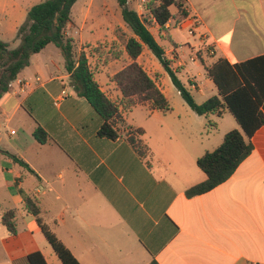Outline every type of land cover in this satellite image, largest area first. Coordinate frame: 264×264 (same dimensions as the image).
Instances as JSON below:
<instances>
[{
	"label": "crops",
	"instance_id": "0c3cea01",
	"mask_svg": "<svg viewBox=\"0 0 264 264\" xmlns=\"http://www.w3.org/2000/svg\"><path fill=\"white\" fill-rule=\"evenodd\" d=\"M187 2L205 40L190 37L181 25L170 30V21L171 49L162 46L179 79L203 104L220 96L208 68L221 59L235 66L264 56V0ZM35 5L0 0L3 42L6 35L16 38ZM93 5L94 0L85 5L88 15ZM73 22L67 31L72 38ZM101 30L82 28L80 48L99 40ZM204 43L215 48L214 55L203 50ZM53 45L32 57L0 101V264H27L36 252L47 264H62L39 219L80 264H264V126L246 138L254 150L228 181L189 198L187 190L207 180L198 160L219 148L229 132L241 130L233 114H196L145 48L138 62L172 109L126 108L113 80L130 63L124 52L102 65L110 74L104 86L95 77L112 101H120V137L100 138L102 117L71 87L65 60ZM63 91L67 96L56 105ZM40 126L49 134L46 144L34 137ZM131 136L147 149L145 157L132 147ZM25 196L41 208L38 217L26 209ZM8 213L15 233L5 225Z\"/></svg>",
	"mask_w": 264,
	"mask_h": 264
},
{
	"label": "trees",
	"instance_id": "16d2710c",
	"mask_svg": "<svg viewBox=\"0 0 264 264\" xmlns=\"http://www.w3.org/2000/svg\"><path fill=\"white\" fill-rule=\"evenodd\" d=\"M79 1L41 2L29 10L25 23L20 27L17 34L20 44L17 48L11 49L8 43L0 39V101L11 91L12 83L19 78L21 72L30 65L32 57L41 53L48 45L54 44L65 60L66 70L71 76V87L79 97L85 98L103 119L98 136L117 140L120 137L117 128L121 117L120 106L102 91L95 80L86 53L78 51L74 39L67 33L68 26L73 22V7ZM117 3L123 21L130 31L128 33L118 28L115 32L120 46L130 60L113 78L122 93L126 108L149 105L151 110L164 113L172 109L156 81L138 62L147 48L164 67L186 104L196 114L221 117L229 111L241 127V130L229 132L219 148L206 153L198 160V167L207 175V180L187 190L186 195L193 198L208 193L228 181L240 164L252 154L254 147L246 138L251 139L264 126V56L235 66L230 65L227 60H219L207 71L220 96L198 104L191 91L179 79L178 71L172 68V62L167 58L164 47L139 13L131 8L129 0H117ZM148 11L161 34L166 35L170 21H175L179 27L188 16L181 0H153L148 5ZM168 39L170 40L169 36ZM212 126L216 125L212 123ZM34 137L40 144H46L50 139L48 132L41 126L34 132ZM129 142L141 157L146 156L147 149L137 138L131 136ZM20 163L28 167L24 162ZM24 198L26 209L38 217L41 214L39 205L27 196ZM12 217L13 213H8L4 222L10 232L15 233L14 225L9 220ZM38 222L61 263L80 264L49 227L43 224L41 219ZM26 262L47 264L40 252L29 255Z\"/></svg>",
	"mask_w": 264,
	"mask_h": 264
},
{
	"label": "rangeland",
	"instance_id": "374dc122",
	"mask_svg": "<svg viewBox=\"0 0 264 264\" xmlns=\"http://www.w3.org/2000/svg\"><path fill=\"white\" fill-rule=\"evenodd\" d=\"M34 4H38L44 2L46 0H32ZM89 0H80L75 7L74 15H73V25L69 29L72 32L73 39L77 45V49L79 52H85L87 58L89 60L90 67L94 73V76L98 78L101 82V85L104 86L107 81V77L110 76L109 72H104L102 69V65L107 63L111 60L116 59V57L120 58L123 56L124 49L120 46V44H115L116 42L111 40V36H116L115 32L118 28L124 29L126 32L130 33L129 29L126 27L123 18L121 9L117 3V0H94V5L92 7V13L88 15L89 6H85ZM153 0H129L131 8L137 10L139 15L145 21L151 32L155 35L157 40L163 45L166 49H171L168 42L169 34H161L159 27L157 26L156 22L152 18L150 12L148 11V5ZM173 12L176 13V10L173 9ZM27 19V18H26ZM26 21V20H25ZM25 23V22H24ZM23 23V24H24ZM170 30L176 29L179 30L178 26L174 21L169 23ZM100 28L102 29L99 34L100 39L95 40L93 43H84L82 48H80V38L81 36L85 35L79 33L82 28ZM108 27V32L104 30ZM111 29H113L111 31ZM104 31V32H103ZM111 31V33H110ZM86 36V35H85ZM182 36H185L183 34ZM16 38L11 35H6L5 42L10 45L11 49L17 48L14 43L17 41ZM118 41V40H117ZM18 43V42H17ZM119 43V42H118ZM52 47H55L54 45ZM81 49V50H80ZM84 49L86 51H84ZM152 54V53H151ZM153 55V54H152ZM150 55H144L143 61L148 64L150 61ZM155 58V56H154ZM151 58V59H154ZM156 59V58H155ZM157 61V60H156ZM127 61H122L121 65L126 64ZM151 68H154L151 66ZM112 80V78H111ZM99 84V83H98ZM200 100V97H198ZM119 105L120 101H116Z\"/></svg>",
	"mask_w": 264,
	"mask_h": 264
},
{
	"label": "built area",
	"instance_id": "2783aa9c",
	"mask_svg": "<svg viewBox=\"0 0 264 264\" xmlns=\"http://www.w3.org/2000/svg\"><path fill=\"white\" fill-rule=\"evenodd\" d=\"M181 1L184 3V8L188 13L187 18L181 23V27L188 33L190 37L196 38L200 40V42L202 43V41H204L205 39L204 36L201 35L199 31L201 26L200 20L196 16L190 13L187 0H181ZM202 48L203 50L208 52L209 55L215 54V48L212 45H208L204 43V46H202ZM196 60H197L196 57L192 58V61H196ZM66 96H67L66 91H63L61 98L56 101V105H59L61 100H63Z\"/></svg>",
	"mask_w": 264,
	"mask_h": 264
}]
</instances>
